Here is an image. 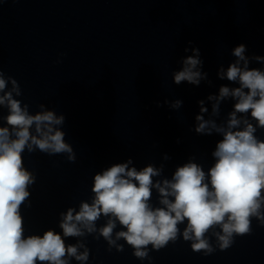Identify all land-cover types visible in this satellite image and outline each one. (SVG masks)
Returning <instances> with one entry per match:
<instances>
[{
    "label": "clouds",
    "instance_id": "1",
    "mask_svg": "<svg viewBox=\"0 0 264 264\" xmlns=\"http://www.w3.org/2000/svg\"><path fill=\"white\" fill-rule=\"evenodd\" d=\"M184 51L193 54L183 58L180 70L173 72L174 83L199 86L207 79L200 50ZM245 51L244 44L236 46L232 50L236 60L226 71L221 67L218 72L221 80L238 86L222 85L218 95L208 96L213 101V116L219 115L223 100L230 97L235 101L227 121L218 124L205 119L203 114L208 109L203 100L198 102L201 114L195 117V132L222 136L212 152L215 162L207 172L189 160L176 168L171 179L154 181L163 166L148 165L138 171L129 168L131 159L113 164L94 175L90 203L82 201L78 211L69 207L60 214L62 235L49 229L43 235L25 236L21 206L26 201L31 206L29 187L36 182V176L24 164L26 151L49 156L67 154L69 162L76 160L72 146L65 142V132L58 127L65 117L46 110L43 104L31 113L30 106L16 98L22 95L18 81L0 67V109H7L6 115L0 114V264H70L73 258L85 264L90 249L82 241L66 244L64 238L97 232L95 239L102 237L109 250L115 247L122 252L124 246L117 241L123 239L140 260L150 258L149 245L159 251L181 237L191 241L192 251L207 256L216 251L210 231L218 248L227 250L236 236L252 234L253 219L264 226V139L256 135L258 129H264V70L250 68ZM251 59L264 63L262 56ZM170 107L178 110L182 101L175 100ZM153 188L159 193L161 206L150 203ZM102 216L107 218L106 223L98 229L96 222ZM117 222L124 230L117 231L113 238ZM185 222L181 230L179 225Z\"/></svg>",
    "mask_w": 264,
    "mask_h": 264
}]
</instances>
